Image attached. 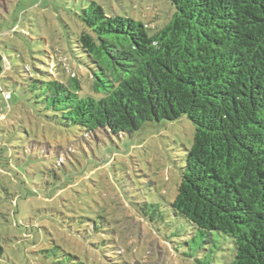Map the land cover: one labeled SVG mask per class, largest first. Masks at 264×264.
Returning a JSON list of instances; mask_svg holds the SVG:
<instances>
[{
    "label": "rangeland",
    "instance_id": "rangeland-1",
    "mask_svg": "<svg viewBox=\"0 0 264 264\" xmlns=\"http://www.w3.org/2000/svg\"><path fill=\"white\" fill-rule=\"evenodd\" d=\"M91 2L151 33L174 12L169 0H0V85L11 94L0 93V264H231L226 236L208 240L169 214L195 128L185 115L79 136L42 110L37 79ZM60 63L56 75L67 78L73 65ZM144 203L159 206L163 221L143 217Z\"/></svg>",
    "mask_w": 264,
    "mask_h": 264
},
{
    "label": "trees",
    "instance_id": "trees-1",
    "mask_svg": "<svg viewBox=\"0 0 264 264\" xmlns=\"http://www.w3.org/2000/svg\"><path fill=\"white\" fill-rule=\"evenodd\" d=\"M169 1L174 12L153 33L95 2L83 8L78 32L54 43L37 79L42 110L79 136L185 115L195 128L169 214L208 240L226 236L231 264H264V0ZM62 57L73 65L67 78L56 75ZM140 211L163 221L156 204Z\"/></svg>",
    "mask_w": 264,
    "mask_h": 264
},
{
    "label": "built area",
    "instance_id": "built-area-1",
    "mask_svg": "<svg viewBox=\"0 0 264 264\" xmlns=\"http://www.w3.org/2000/svg\"><path fill=\"white\" fill-rule=\"evenodd\" d=\"M3 95H4V98H5V99H8V98H9V93H7V92L5 93V92H4Z\"/></svg>",
    "mask_w": 264,
    "mask_h": 264
}]
</instances>
